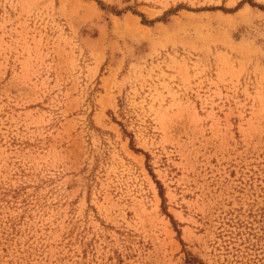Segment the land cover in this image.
<instances>
[{
    "label": "rangeland",
    "instance_id": "374dc122",
    "mask_svg": "<svg viewBox=\"0 0 264 264\" xmlns=\"http://www.w3.org/2000/svg\"><path fill=\"white\" fill-rule=\"evenodd\" d=\"M0 264H264V0H0Z\"/></svg>",
    "mask_w": 264,
    "mask_h": 264
}]
</instances>
